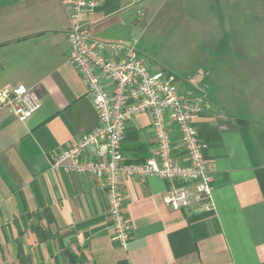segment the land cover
Returning <instances> with one entry per match:
<instances>
[{"label": "crops", "instance_id": "0c3cea01", "mask_svg": "<svg viewBox=\"0 0 264 264\" xmlns=\"http://www.w3.org/2000/svg\"><path fill=\"white\" fill-rule=\"evenodd\" d=\"M69 2L0 0V88L23 84L41 100L25 120L0 108V264H264V30L257 29H264V6L99 0L78 17L92 38L136 40L141 55L143 36L134 34L147 9L188 11L178 23L189 28L179 37H186L180 42L191 44L186 53L196 59L188 66L192 80L179 79L172 63L155 56L146 67L173 75L178 88L204 98L192 118L206 144L214 209H200L192 199L174 210L162 197L170 187L167 179L125 178L122 212L132 230L121 246L110 239L97 178L48 163L51 151L98 123L91 96L67 58ZM209 6L220 13H207ZM149 118L140 113L126 124L120 147L128 162L152 155ZM82 158L99 159L90 148Z\"/></svg>", "mask_w": 264, "mask_h": 264}, {"label": "built area", "instance_id": "2783aa9c", "mask_svg": "<svg viewBox=\"0 0 264 264\" xmlns=\"http://www.w3.org/2000/svg\"><path fill=\"white\" fill-rule=\"evenodd\" d=\"M97 3L99 0H71L66 12L71 22L67 30V58L91 96L98 123L94 130L64 148L51 151L48 163L51 169L62 168L97 178L96 187L104 192L107 201L110 239L125 246L132 230L122 212L125 178L167 179L170 187L162 197L174 210L187 207L192 199L200 209H214L212 176L203 157L206 144L192 118L201 112L204 98L189 89L178 88L173 75L150 71L136 49V40L126 44L92 38L78 17L82 12L93 11ZM141 14L138 10L137 15ZM40 107L41 100L34 88L23 84L0 88V108L21 120ZM140 113L150 116L155 148L147 159L128 162L120 145L126 124ZM87 148L99 159H83ZM177 149L181 150L180 156Z\"/></svg>", "mask_w": 264, "mask_h": 264}, {"label": "rangeland", "instance_id": "374dc122", "mask_svg": "<svg viewBox=\"0 0 264 264\" xmlns=\"http://www.w3.org/2000/svg\"><path fill=\"white\" fill-rule=\"evenodd\" d=\"M220 3H225L226 6H264V0H221ZM209 7L210 10L207 11L209 14L213 13L215 15V13H220L221 11L219 8L216 10L214 6ZM187 12V8L184 6H176L175 9L170 8V6H158L157 10L147 9L143 14L144 20L135 29L134 34L136 38L137 36H143L142 42L146 51L142 49L141 55L146 57L144 58L146 64H148L149 57L153 56L165 64L172 63L170 66L172 67L171 72L181 80H192L195 74H192L188 68L196 60L195 58L191 59L192 55L187 54L191 52H187L191 44H181V38L185 40L186 37H183L182 34L179 37V31L186 32L187 29L189 30L186 26L179 27L178 23L180 20L187 19ZM215 18L217 21L220 19L219 15L215 16ZM257 29L259 33L264 30L261 26L257 27ZM219 30L222 32L223 28H219ZM174 62L176 63L175 66L173 65ZM198 84L200 83L198 82Z\"/></svg>", "mask_w": 264, "mask_h": 264}]
</instances>
